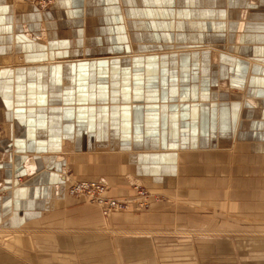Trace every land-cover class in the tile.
I'll list each match as a JSON object with an SVG mask.
<instances>
[{
  "label": "crops",
  "instance_id": "1",
  "mask_svg": "<svg viewBox=\"0 0 264 264\" xmlns=\"http://www.w3.org/2000/svg\"><path fill=\"white\" fill-rule=\"evenodd\" d=\"M37 8L0 0V264L34 259L21 233L80 227L70 164L108 188L127 171L206 193L239 231L170 237L160 264H264V0Z\"/></svg>",
  "mask_w": 264,
  "mask_h": 264
},
{
  "label": "rangeland",
  "instance_id": "2",
  "mask_svg": "<svg viewBox=\"0 0 264 264\" xmlns=\"http://www.w3.org/2000/svg\"><path fill=\"white\" fill-rule=\"evenodd\" d=\"M46 8L50 9L49 6ZM37 9L39 12L42 10ZM114 176H108V188L99 180L100 176L83 178L78 175L75 166L70 164L66 171L68 189L78 181H101L107 188L103 194L104 201L111 199L122 202L123 208L109 210V213L103 214L102 209L88 198L68 196L74 207H87L79 214L81 216L72 215V220L76 222L82 218L80 227L74 226L75 230L62 231L59 226L52 228L44 224L43 227L46 226L49 231L21 233L19 236L24 239L22 246L20 241L8 245L18 244L26 253L29 251L34 257L29 264H160L158 244L173 243L174 240H167L170 237L191 238L192 233H195L196 237L197 232L200 236L206 233L239 232L234 228L224 229L223 208L216 205L211 197L208 199L206 193L194 197L187 194L182 196L181 188L177 191L162 190L137 178L132 172H116ZM113 179L118 180L120 184L114 183V186ZM192 187L193 185L189 187L190 190ZM164 213L167 222L158 221V215ZM160 222L162 223L159 224ZM160 225L163 226L159 227ZM171 233L175 236L169 235ZM2 234L4 233H0V238L6 237ZM61 239H64L65 243ZM47 245L49 248L45 247ZM47 254L50 259L44 258ZM176 257L182 262H190L191 259L196 261V257H190L189 254L177 253Z\"/></svg>",
  "mask_w": 264,
  "mask_h": 264
},
{
  "label": "built area",
  "instance_id": "3",
  "mask_svg": "<svg viewBox=\"0 0 264 264\" xmlns=\"http://www.w3.org/2000/svg\"><path fill=\"white\" fill-rule=\"evenodd\" d=\"M106 189L107 188H105V185L102 184L101 181H78L73 183L72 186H70V188L68 189V194L72 197L88 198L92 203H95L102 209L103 214L109 213V210L122 209V202L118 203L116 200L111 199H109V201H104L103 194ZM142 194L145 195L144 192ZM4 195V193H0L1 198L4 197Z\"/></svg>",
  "mask_w": 264,
  "mask_h": 264
},
{
  "label": "bare ground",
  "instance_id": "4",
  "mask_svg": "<svg viewBox=\"0 0 264 264\" xmlns=\"http://www.w3.org/2000/svg\"><path fill=\"white\" fill-rule=\"evenodd\" d=\"M33 2L38 8L42 9L41 11H45L47 6L51 7L54 3L53 0H33ZM1 192L5 194L3 190H0Z\"/></svg>",
  "mask_w": 264,
  "mask_h": 264
}]
</instances>
